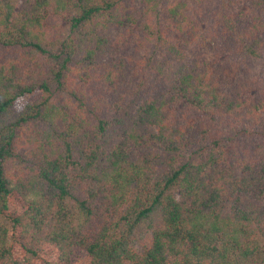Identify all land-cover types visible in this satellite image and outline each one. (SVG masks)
<instances>
[{"label":"trees","instance_id":"1","mask_svg":"<svg viewBox=\"0 0 264 264\" xmlns=\"http://www.w3.org/2000/svg\"><path fill=\"white\" fill-rule=\"evenodd\" d=\"M0 218V264H264V0H0Z\"/></svg>","mask_w":264,"mask_h":264},{"label":"rangeland","instance_id":"2","mask_svg":"<svg viewBox=\"0 0 264 264\" xmlns=\"http://www.w3.org/2000/svg\"><path fill=\"white\" fill-rule=\"evenodd\" d=\"M3 222H6L3 218H0V224L3 223ZM148 235L145 234V235H142V238H141V241H138L135 243V248L138 250V251H142V243L147 239Z\"/></svg>","mask_w":264,"mask_h":264}]
</instances>
